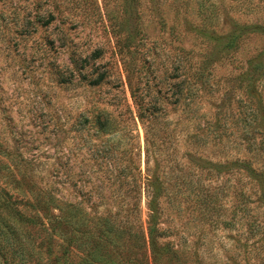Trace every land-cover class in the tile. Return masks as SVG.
<instances>
[{
    "label": "rangeland",
    "instance_id": "374dc122",
    "mask_svg": "<svg viewBox=\"0 0 264 264\" xmlns=\"http://www.w3.org/2000/svg\"><path fill=\"white\" fill-rule=\"evenodd\" d=\"M21 225L55 264H264V0H0V264Z\"/></svg>",
    "mask_w": 264,
    "mask_h": 264
},
{
    "label": "trees",
    "instance_id": "16d2710c",
    "mask_svg": "<svg viewBox=\"0 0 264 264\" xmlns=\"http://www.w3.org/2000/svg\"><path fill=\"white\" fill-rule=\"evenodd\" d=\"M136 104H137L138 109L142 108L139 105L140 103L137 102ZM141 116H142V113H140V111H139V117H141ZM11 211L10 212L12 213V215L20 213L19 218L22 217L21 210H20V212L18 210H15V209H12ZM19 218L14 216L13 219L16 221V223H18ZM154 223H152V225L149 227V236H150L151 242L153 244L155 243V234L154 233L156 231V227H155ZM23 227H22V225L20 227L21 230L24 231L22 234L25 235L28 243H31L33 246H35V249H34L35 252H34V254L33 253H25L24 251H21L19 253L12 252L11 258L8 259L6 257L7 256L6 252L1 251V255L4 257L5 263L6 264H8V263L9 264H55L54 263L55 258L50 257V252L53 251V249L55 247V243L52 240L51 234L49 232L47 234V228H45V227L42 228V231L37 234V237L34 238L33 235L38 232L37 229H33V231H32V230H29V228H27V225H25L24 229H23ZM31 232H33V233H31ZM16 258H17V260H16ZM59 264H65V262H61Z\"/></svg>",
    "mask_w": 264,
    "mask_h": 264
}]
</instances>
